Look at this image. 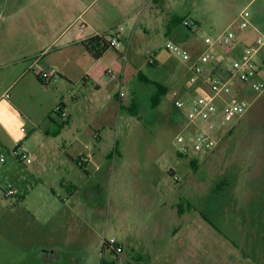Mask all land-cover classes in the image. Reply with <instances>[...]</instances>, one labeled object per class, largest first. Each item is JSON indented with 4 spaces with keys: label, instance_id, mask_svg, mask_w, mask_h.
I'll use <instances>...</instances> for the list:
<instances>
[{
    "label": "rangeland",
    "instance_id": "obj_1",
    "mask_svg": "<svg viewBox=\"0 0 264 264\" xmlns=\"http://www.w3.org/2000/svg\"><path fill=\"white\" fill-rule=\"evenodd\" d=\"M84 1L0 0V81L6 82L10 76L15 80V74L18 78L30 65V73H35L41 66L34 62L40 55L42 42L70 25L86 8ZM165 3L170 11H177L181 19L195 22L192 29L179 27L191 38L186 46L180 45L190 55V60L170 53L165 38L153 35L140 34L133 39L129 33L121 35L117 47L118 52H128L132 68H139L151 80L167 86V94L157 108L153 109L150 103L155 88L134 79L128 88L138 93L139 116L131 115L127 109L119 119L79 113L64 135L67 153L57 150V156L41 160L43 157L36 158L31 153L33 146L39 144L35 139L43 126L33 129L26 118L34 113L46 119L48 125L54 118L58 122L67 121L68 110L65 118L54 112L58 101L70 105L71 95L80 96L82 92L86 98L78 103L81 109L90 100L94 102L92 93L97 88L88 85L85 90L84 84H78L72 94L68 91L56 100L52 93L34 91L29 82L28 88L25 87L28 79L37 81L29 74L19 78L13 85L15 88L7 91L10 101L18 105L16 110L7 107L5 103L10 102L6 98L0 104L4 111L0 157L5 158V161L0 160V264H131L127 258H119L104 247V240L111 238L124 242L126 231L121 212L114 209L113 214L112 183L105 175L106 168L92 176L90 167L87 173L68 159L69 155L75 159L86 156L93 161L96 149L93 143L88 145L87 140L94 141L95 135L101 134L104 140L101 147L105 150L116 140L117 132L121 145H125L122 149L125 158L161 160V166L167 167L168 172L173 168L180 178V195L188 194L195 202H200L201 208L208 210L222 231L243 246L245 254L259 262L264 260V93L243 95L251 106L233 125H215L211 134L217 145L209 153L194 150L190 141L193 133L189 131L182 133L183 143L178 141L185 119L178 118L174 107L177 100L189 102L210 94L204 85L205 80H210L206 72L193 83L189 69L206 50L215 52V46L205 43L207 38L215 40L228 28L237 31L239 14L246 8L251 22L264 32V0H166ZM123 4V0H116L114 6L111 0H96L81 19L100 17L101 8L112 15L113 10ZM121 24L127 28V21ZM116 32L113 29L111 33ZM240 47L237 43L221 51L223 67L232 65L233 50ZM150 57L158 62L156 66L148 64ZM88 63L94 60L80 58L81 67ZM20 91V102H16L14 95ZM129 102V105L124 103V107L132 108L134 103ZM104 103L97 101L99 106ZM198 123L210 129V125ZM74 136L76 141L71 144ZM18 146L29 154L30 163L14 155ZM185 146L186 153L182 150ZM52 152L55 150L51 149ZM10 188L15 189L17 195L5 197L4 192ZM239 192L249 193L243 198L245 205L230 210L223 208V202L228 200L226 196ZM225 212L231 220L219 221L218 216L224 217ZM135 264H139L137 260Z\"/></svg>",
    "mask_w": 264,
    "mask_h": 264
},
{
    "label": "crops",
    "instance_id": "obj_2",
    "mask_svg": "<svg viewBox=\"0 0 264 264\" xmlns=\"http://www.w3.org/2000/svg\"><path fill=\"white\" fill-rule=\"evenodd\" d=\"M95 1L88 2L86 0V2H82L83 5H86L84 11L61 32L60 30L54 32V36L42 42L40 55L34 62V65L38 63L37 65L41 64V66L35 73H30L32 71H29L32 67L30 65L18 78H16V73L15 80H11L10 76L6 82L0 81V104L3 103L7 91L15 88L13 85L16 81L29 74L34 76L32 78L36 77L37 81L28 79L25 87L28 88L29 82L34 91L52 93L56 100L68 91L73 93L78 88V84H84L85 90L88 89V85L97 88L96 92L92 93L94 102L90 100L89 103L83 104L81 109L78 108V103H81L86 95L82 92H80L82 94L80 96L70 93L72 94L71 104L65 102L66 110L69 111L67 121L58 122L54 118L50 120L51 125H48L46 119L30 112L32 116L26 118V121L29 122L31 128L37 129L41 125L43 129L36 135L38 137L35 140L39 144L33 146V153L29 152L34 154L36 158L37 156L43 157L41 160H48L52 155L57 156V150L67 153L64 135L66 130L73 126L75 117L79 113H85L92 117H96L97 114L111 115L119 119L126 113V109L129 110V108L124 107V103L129 105L130 100L134 102L138 97V93L130 90L128 85L138 78L139 73L144 74V72L135 66L132 68L128 52L123 54L120 51H111L110 49L100 60H94L85 51L83 41L78 38L79 26L83 24L86 27V37H90L113 29L117 30L119 27H123L121 23L127 21V28L123 27L124 30L121 35L125 36L129 33L132 39L143 34L164 37L166 41L172 40L182 46H186L191 41L190 36L183 33L179 28L184 27L183 25H172L174 21L183 19L179 17L177 11L168 9L166 0H123V6L118 10H113L112 15L101 8L100 17L95 16L82 21L84 18H82V14L90 9ZM115 1L111 0L113 6ZM154 7L156 10H153ZM254 37L255 34L252 30L238 36L233 45L239 43L241 47L233 50L235 58L243 52L244 47ZM61 39L63 42H59ZM231 46H215L212 60L203 67L208 76L214 70L218 74L221 71L222 74L220 75H225L227 68L223 67L220 55L221 51L225 48L230 49ZM80 58H90L94 60V63H88L87 66L81 67ZM156 64H158L157 61L153 66L149 65L154 67ZM50 71L57 74L49 85H44L39 79L40 73ZM109 75L113 77V80L110 79ZM144 75L147 77L146 74ZM19 93L21 91L14 95L16 102H20ZM250 93L252 92L248 91L244 95ZM98 100L105 103L99 106ZM8 102L10 103H5L6 106L12 109L18 105L10 100ZM54 102L52 106H54ZM177 113L178 118L184 120L178 111ZM3 119L4 111L0 109V126L2 127L4 125ZM185 125L186 120L181 131ZM187 131L193 132L192 129ZM93 140H87V144L93 143L96 149V152L92 154L93 161L86 156H79L75 159L69 155L68 159L87 173L90 167L92 176L99 175L103 167L106 168L105 175H107L108 181L112 183L110 200L113 214L116 213L114 209L121 212V219L126 227L123 234L124 242L120 243L124 247V254L123 257L118 256L119 258H127L131 264H135V260L139 264H264V260L259 262L245 254L243 246L237 244L222 231V227L212 220L208 210L201 208L200 202H195L188 194L186 196L180 195V178L173 168H170L168 172L167 167L161 166V160L144 159L140 161L125 158L122 152L125 145H121L118 132L116 140L110 146L105 147L106 151L101 147L104 142L101 134L95 135ZM75 141L76 136L73 137L71 144ZM1 143L3 140L0 138V147ZM51 149L55 150L52 154ZM182 150L184 151V148ZM62 162L66 163L65 161ZM96 180L99 181L100 179L97 178ZM70 194L72 195L73 192L70 191ZM248 194L239 192L234 193V195H227L228 200L223 202V208L230 210L231 208L243 207L245 205L243 198ZM226 213L224 217L218 216L219 221L231 220L226 216Z\"/></svg>",
    "mask_w": 264,
    "mask_h": 264
},
{
    "label": "built area",
    "instance_id": "obj_3",
    "mask_svg": "<svg viewBox=\"0 0 264 264\" xmlns=\"http://www.w3.org/2000/svg\"><path fill=\"white\" fill-rule=\"evenodd\" d=\"M238 30H231L228 28L222 35L218 36L215 40L207 38L205 43L210 46H231L235 43L238 36L248 30H252L255 34L254 39L248 43L243 52L234 59L232 65L225 70V75L212 71L209 76V81L205 80L204 85L210 91L209 95H201L195 97L189 102L177 100L174 102V107L180 115L186 120V125L177 137L180 143L185 141L182 133L188 129H194L192 135V145L196 152H212L217 143L211 133L214 132L216 124L225 126L227 124H234L240 120L250 109L251 103L243 97L245 92L251 91L254 94L260 95L264 93V32L251 22V14L247 10H243L237 20ZM235 23V24H236ZM182 25L186 29L195 27V22L192 20H183ZM86 27L82 24L79 26L78 38L85 41ZM124 28L119 27L116 34L113 36V44L118 47L120 43V36ZM166 49L173 54L181 56L184 60H190V55L184 52L180 45L172 40H167ZM213 55L206 50L201 56L189 66L192 72V82L196 83L202 76L204 71L203 67L209 64ZM150 65L155 63L153 57L148 60ZM56 72H41L40 79L44 85H49ZM4 97L10 100L9 94L6 93ZM55 114L60 117H67V110L65 102L60 101L57 103ZM200 120V121H199ZM198 122L204 125H210V129H204L199 126ZM206 127V126H203ZM185 145V144H184ZM21 146V145H20ZM18 146L14 150V155L18 159L31 162L29 154L22 147ZM184 148V153L188 151L187 147ZM1 161H5L4 157H0ZM17 193L12 188L4 192L5 197H13ZM107 241L109 246L117 253L124 250L123 245L118 243L115 238Z\"/></svg>",
    "mask_w": 264,
    "mask_h": 264
},
{
    "label": "trees",
    "instance_id": "obj_4",
    "mask_svg": "<svg viewBox=\"0 0 264 264\" xmlns=\"http://www.w3.org/2000/svg\"><path fill=\"white\" fill-rule=\"evenodd\" d=\"M183 20H176L172 23V25H182ZM112 30L103 32L98 35L90 36L85 41H83V46L85 51L91 55L94 60H100L103 55L110 49L117 50V47L113 44V35ZM153 66V65H152ZM40 79V76H39ZM139 81L143 82L146 85H152L155 88V92L150 97L151 107L157 108L164 96L167 94V87L163 86L160 83L153 82L152 80L148 79L143 73L138 74ZM41 80V79H40ZM137 97V96H136ZM132 108H129L128 112L133 116H139L140 110V103L139 97L137 100L133 102ZM81 164V163H80ZM81 167H83L81 165ZM104 247L107 249H111V251L116 254L117 256H122L124 251L121 253H117L114 249H112L107 241H104Z\"/></svg>",
    "mask_w": 264,
    "mask_h": 264
},
{
    "label": "flooded vegetation",
    "instance_id": "obj_5",
    "mask_svg": "<svg viewBox=\"0 0 264 264\" xmlns=\"http://www.w3.org/2000/svg\"><path fill=\"white\" fill-rule=\"evenodd\" d=\"M111 250V249H110Z\"/></svg>",
    "mask_w": 264,
    "mask_h": 264
}]
</instances>
